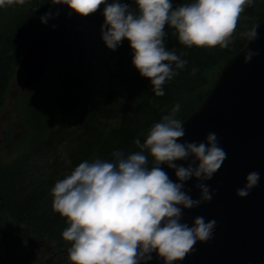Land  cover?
<instances>
[{
	"label": "clouds",
	"instance_id": "1",
	"mask_svg": "<svg viewBox=\"0 0 264 264\" xmlns=\"http://www.w3.org/2000/svg\"><path fill=\"white\" fill-rule=\"evenodd\" d=\"M18 2L23 4L25 0ZM253 3L191 0L174 8L171 0H135L134 9L119 0L110 4L106 0H52L53 6L66 4L85 17L105 4L101 26L104 43L115 51L123 39L130 41L132 63L141 76L150 79L157 97L165 95V82L179 74L175 69H184L188 63L174 49H166V25L175 29L179 42L189 48L226 49L234 43L241 14ZM5 6L6 0H0V7ZM58 15L59 11L53 14L49 10L40 19L47 25ZM240 37L256 40L257 27L241 32ZM257 55L258 51L248 50L245 64ZM179 111L177 103L150 128L144 143L135 139L139 151L116 149L110 160H84L55 183L51 190L53 210L69 225L62 237L71 245V264H149L153 253L164 264H176L195 250L198 241L213 238L216 220L197 216L189 226L183 222L184 210L212 201L216 191L205 182L212 180L227 153L215 132H209L202 142H179L186 135L183 121L177 118ZM149 155L153 158L151 167ZM180 161L187 162V166L177 163ZM162 165L174 170L175 180ZM260 178L259 172H249L236 195L248 197ZM193 179L197 181L198 199L185 188Z\"/></svg>",
	"mask_w": 264,
	"mask_h": 264
},
{
	"label": "trees",
	"instance_id": "2",
	"mask_svg": "<svg viewBox=\"0 0 264 264\" xmlns=\"http://www.w3.org/2000/svg\"><path fill=\"white\" fill-rule=\"evenodd\" d=\"M51 6L52 0H37L23 12L21 19L14 26L13 35L16 34L17 40L24 32L36 31L34 35H37L44 30L47 31L48 37L53 44L55 43L53 45L55 65L50 79L63 87L61 94L59 88L51 87L41 100V104L47 108L46 117L43 119L44 125L38 123L40 128H37L33 116L29 118L30 127L35 129L31 132L35 133L30 141L31 149L19 157L16 156L11 162L0 159L1 242L17 243L27 234L65 241L62 232L69 225L66 218L53 210L51 190L55 183L69 175L84 160L91 161L96 158L110 160L111 153L116 149H121L125 153L139 151L134 143L135 139L139 138L141 143H144L150 128L160 122L164 115L169 114L177 103L180 104L177 118L180 113L190 110L196 104L195 95L205 83L206 70L212 71L227 53L222 55L216 48L196 46L189 48L182 45L175 29L166 25V49H174L176 54L188 63L184 69H175L173 65L179 74L165 82L164 96L157 97L152 90L150 79L141 76L133 65L134 52L126 38L114 51L120 62L114 72V75H117L114 84L111 83L108 89L103 87L97 92L90 70L92 66L91 64L88 66L83 57L79 42L76 68L71 65L72 69H63L64 72L61 73L58 65L57 43L65 41L64 35L68 31H72L75 40L77 38V41H80L86 24L83 22L87 16L73 12L44 25L40 17ZM176 6L178 5L174 8ZM260 15L263 18L264 9ZM3 19L4 17L0 18V24ZM256 25L257 23L254 24ZM65 30L67 32H64ZM5 35L12 33L6 30ZM60 36L62 39L58 40ZM246 43L247 40L236 53L241 51ZM79 63L82 73L78 70ZM18 65L19 63L14 70L11 68L8 75L0 72V111L3 108L5 94L9 95L11 79L15 76ZM63 95L68 99L63 100ZM193 97V101L190 100ZM79 98L84 105L82 109ZM68 106L74 110H81L78 120L69 121L72 113L66 109ZM112 121L116 123L115 128L108 127ZM25 128L30 130L28 126ZM150 159L149 155V162ZM15 224L17 225L14 227Z\"/></svg>",
	"mask_w": 264,
	"mask_h": 264
},
{
	"label": "water",
	"instance_id": "3",
	"mask_svg": "<svg viewBox=\"0 0 264 264\" xmlns=\"http://www.w3.org/2000/svg\"><path fill=\"white\" fill-rule=\"evenodd\" d=\"M256 27L258 38L231 59L203 104L183 122L186 135L179 142H202L215 132L227 159L205 182L216 191L212 201L188 210L183 218L189 226L197 216L216 220L213 239L207 244L198 241L196 251L181 264H264V18ZM248 50L259 55L245 64ZM51 55L48 40L35 38L29 43L16 73L22 90L41 80ZM162 167L176 179L174 170ZM251 171L260 173L259 184L248 197L240 198L236 190ZM196 183L193 179L185 185L194 199L200 195ZM150 264L162 263L153 259Z\"/></svg>",
	"mask_w": 264,
	"mask_h": 264
},
{
	"label": "rangeland",
	"instance_id": "4",
	"mask_svg": "<svg viewBox=\"0 0 264 264\" xmlns=\"http://www.w3.org/2000/svg\"><path fill=\"white\" fill-rule=\"evenodd\" d=\"M180 1H184L185 3L191 2L189 0H171L174 6L180 5ZM113 2H115V0H106V4ZM119 2L127 3L134 9L137 7L135 0L131 2L130 0H119ZM13 3H18V0H14ZM104 7L105 4H102L95 13L91 14L89 22H87V17L84 21L87 22L84 26V33L79 39L81 44L86 47L87 58L89 59L95 73V89L97 92L100 91L101 88L105 87V82L112 80V75L116 72L118 63H120L113 52L106 50L105 43L102 39L101 28L97 24L99 21H105V17L103 15ZM68 9V5L59 4L56 5L55 10H52L53 14H55L57 11L62 13ZM263 9L264 0H254L252 6L245 8L238 21L236 33L233 37L234 43L230 44V46L226 49H222L219 46L215 47L217 51L222 52V55L227 52L225 57L220 64L214 67V69L212 68V71L209 72L206 70V76L204 75L205 83L198 89V93L195 95L196 104L190 110H185L182 114L180 113L178 119L185 121L191 115L190 113L192 111L198 109L203 104L201 102L205 101L206 99H203L207 98L210 94L223 68L231 61V56L234 55V53H236V51L243 44H245L247 39L241 38L240 33L251 29L254 24L257 23L258 25L259 22L263 20L260 15ZM23 10V8H20L12 15V11L8 13L5 23L0 30V72L3 75H8L10 69L12 68L14 70L17 63H20L30 38L36 32H24L18 40L16 39V34L13 35L15 28L13 29L12 27L16 25L15 23L18 19H21ZM48 11L49 9L45 13H48ZM9 16V20L6 21ZM72 18L74 17H71V19ZM52 21L53 20L50 19L48 23ZM3 30L4 33H2ZM6 30H10L12 35L6 36ZM64 32H67V30ZM67 33L70 35L68 36ZM67 33L64 35L65 41L62 42L64 44L57 43L59 44L57 48L58 65L61 73L64 72L63 69H72V66L75 67V61L78 57V47L74 40L75 35L72 31H68ZM38 35L48 37L46 30L42 31ZM61 39L62 37L60 36L58 40ZM78 70L81 72L80 63L78 64ZM115 78H117V75H115ZM50 84H53V82L43 81L39 88L37 85L28 91H22L16 82V74L11 79V89L9 95L5 94L3 108L0 111V157L3 161L11 162L13 161V158L23 155L28 150L31 135L26 134L24 129L25 126L30 127L29 118L33 116V120L37 128H40V125H37L38 123L44 125L43 119L46 117L47 108L45 105L41 104V100H43L45 95L48 94ZM62 87L63 86L61 84L56 86V88L60 89V94ZM61 96L62 95H60V97ZM66 99H68V97L63 95V100ZM193 99L194 97L190 98L192 101ZM79 102L80 108H84L80 98ZM66 109L69 113H72L69 118L70 122L79 119L81 110H74L71 106H68ZM17 115H22V117L18 119ZM115 125L116 123L112 121L108 124V127L115 128ZM31 129V132L35 131L34 128ZM32 135L35 136V133ZM152 164L153 158L151 157L149 166L151 167ZM16 225L17 224H15L14 227ZM70 246V243L66 240L56 241V239H51L49 237L28 236L27 234L17 243L0 241V264H71L68 254V248Z\"/></svg>",
	"mask_w": 264,
	"mask_h": 264
}]
</instances>
